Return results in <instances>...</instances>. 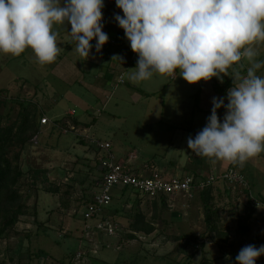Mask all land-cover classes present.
<instances>
[{
    "label": "rangeland",
    "instance_id": "obj_1",
    "mask_svg": "<svg viewBox=\"0 0 264 264\" xmlns=\"http://www.w3.org/2000/svg\"><path fill=\"white\" fill-rule=\"evenodd\" d=\"M0 101L3 130L13 126L4 133L3 153L21 171L15 188L25 205L0 236V264H236L244 246H261L256 238L264 230V206L257 202L264 195L263 166L253 193L238 182L210 185L215 232L207 228L200 190L163 200L113 190V200L98 216L113 225L107 234L94 228L98 219L83 217L101 172L97 150L80 132L109 141L115 156L135 152L150 160L167 138L145 127L142 105L89 108L82 119L87 122H81L67 115L73 106L63 99L57 113L67 116L43 126L41 109L31 102L18 96ZM45 109L54 118L51 108ZM256 264H264V256Z\"/></svg>",
    "mask_w": 264,
    "mask_h": 264
},
{
    "label": "clouds",
    "instance_id": "obj_2",
    "mask_svg": "<svg viewBox=\"0 0 264 264\" xmlns=\"http://www.w3.org/2000/svg\"><path fill=\"white\" fill-rule=\"evenodd\" d=\"M136 66L122 74L139 85L154 76L179 75L190 85L224 77L225 98H212L211 115L187 147L209 161L243 167L264 152V0H115ZM104 0H0V53L18 57L31 49L43 67L57 60L59 33L70 25L72 49L87 60L109 41L103 31ZM122 64L124 58L113 55ZM225 108L223 120L217 110ZM257 207L261 208L258 203ZM264 245L244 246L236 264H256Z\"/></svg>",
    "mask_w": 264,
    "mask_h": 264
},
{
    "label": "crops",
    "instance_id": "obj_3",
    "mask_svg": "<svg viewBox=\"0 0 264 264\" xmlns=\"http://www.w3.org/2000/svg\"><path fill=\"white\" fill-rule=\"evenodd\" d=\"M104 5L103 31L108 34L109 41L100 52H96L95 39L91 41L92 50L87 60H82L72 50L74 44L68 33L70 25L55 26L54 30L59 33L58 47L62 51L57 60L49 65L39 66L31 49H26L18 57L0 53V100L7 101L12 96H18L31 102L33 108H40L43 116L48 117L45 108H51L48 112L55 113V116H49L50 121L69 114V117L81 122H87L82 119L89 113V108H118L120 104L134 107L140 104L142 107L139 108H144L145 127L155 134L161 131L167 138L164 143L166 148L164 145L162 150L154 152L146 161L141 160L135 152L114 154L117 161L126 163L134 171L149 173L150 169H155L166 178L186 174L207 178L235 167L243 174L253 193L254 189L259 188L258 174L260 168L264 167V163H261L264 162V152L243 167H237L227 161H209L187 147L188 138H194L205 127L211 115L212 98L226 97L227 89L232 86L231 78L224 77L223 83L213 78L208 85H204V81L190 85L178 76L177 70L173 76H154L139 85L130 83L126 77L121 82L122 74L136 66L138 57L132 52L123 29L115 21V15H123L116 7L115 0H104ZM117 54L124 58L122 64L118 59L111 61L112 56ZM260 59H264V47ZM259 74H264V69ZM193 98L198 99L197 105ZM63 99L73 107L65 111L66 116L59 117L57 105ZM77 108L79 115H76ZM225 111L223 107L217 110L221 121ZM128 192L126 190L122 194L126 196Z\"/></svg>",
    "mask_w": 264,
    "mask_h": 264
},
{
    "label": "built area",
    "instance_id": "obj_4",
    "mask_svg": "<svg viewBox=\"0 0 264 264\" xmlns=\"http://www.w3.org/2000/svg\"><path fill=\"white\" fill-rule=\"evenodd\" d=\"M40 122L41 124H47L48 118L44 116L40 119ZM80 136L97 150V162L101 172L98 189L87 202L83 217L85 221L98 219V223L93 227L107 234L113 233V225L106 218L98 216L102 208L113 200V190H118L121 193L123 190H127L154 200L179 194L192 196L194 189L201 190L218 181L238 182L249 189L243 174L235 167H229L207 178H196L192 174L166 178L155 169H150L149 173L134 171L126 163L116 160L109 141L92 137L88 135L85 129L80 132ZM35 139L34 136L32 141H35ZM84 227L90 229L91 225L87 223Z\"/></svg>",
    "mask_w": 264,
    "mask_h": 264
},
{
    "label": "trees",
    "instance_id": "obj_5",
    "mask_svg": "<svg viewBox=\"0 0 264 264\" xmlns=\"http://www.w3.org/2000/svg\"><path fill=\"white\" fill-rule=\"evenodd\" d=\"M198 99L195 98V104L197 105ZM2 102L0 101V109ZM23 106L20 104V108ZM13 126L7 128L8 131H4L1 126L0 115V236L3 230L12 225L15 218L20 214H23L22 209L25 205L22 203L21 195L15 188L17 181L21 176V171L12 166L10 161L5 158L3 149L8 139L4 136V133L9 135L12 132ZM125 193V190L122 191ZM200 199L204 205V216L207 228L210 231H217V213L211 205V186L208 185L199 191ZM251 196H248V202H251ZM164 198H161L163 200ZM262 206H264V197H260L257 200ZM240 226V223H239ZM257 243L264 245V230L261 235L256 238Z\"/></svg>",
    "mask_w": 264,
    "mask_h": 264
}]
</instances>
